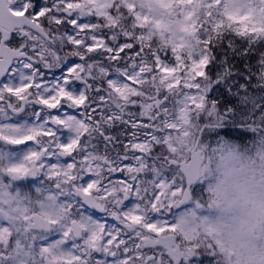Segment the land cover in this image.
I'll return each instance as SVG.
<instances>
[{
	"label": "clouds",
	"instance_id": "1",
	"mask_svg": "<svg viewBox=\"0 0 264 264\" xmlns=\"http://www.w3.org/2000/svg\"><path fill=\"white\" fill-rule=\"evenodd\" d=\"M226 35L264 0H0V264H264V51L222 104Z\"/></svg>",
	"mask_w": 264,
	"mask_h": 264
},
{
	"label": "trees",
	"instance_id": "2",
	"mask_svg": "<svg viewBox=\"0 0 264 264\" xmlns=\"http://www.w3.org/2000/svg\"><path fill=\"white\" fill-rule=\"evenodd\" d=\"M226 37H232L226 35ZM229 46L226 39H220L212 45L213 59L210 61L208 69L215 68L216 64L223 62L222 68H227L224 86L229 94H232L231 85L236 82L239 86L245 83L246 74H252L258 68V61L261 59L260 52L264 51V42L256 45H249L247 41L238 38H232ZM251 86L249 83H246ZM235 91V90H234ZM222 104L225 100H220Z\"/></svg>",
	"mask_w": 264,
	"mask_h": 264
},
{
	"label": "rangeland",
	"instance_id": "3",
	"mask_svg": "<svg viewBox=\"0 0 264 264\" xmlns=\"http://www.w3.org/2000/svg\"><path fill=\"white\" fill-rule=\"evenodd\" d=\"M232 38L233 37H226V38L223 37L222 40L226 39L227 43H229V46H231L230 40ZM222 65H223V62L216 64L215 68L212 67V69H210V68L208 69V74L210 75L211 79L213 81H215V83L212 85V88L209 92V97L212 98L213 100H220L223 97L224 99L227 100L225 102L227 105H233L235 103L236 97H234L233 94H229L225 87H222V86H224L225 77L227 74L226 65H225V68H222ZM254 72H252L251 75L246 74V79H245L244 84H246V83H249L250 85L252 84V82L255 79ZM221 77H223V78H221ZM230 85H231V90H229L230 92L239 88V85L236 82H234L233 84H230ZM228 115H233V114L228 113ZM241 133H243L242 130H241ZM246 135L247 134H245V136ZM19 155H20V153L16 152V156H19ZM13 158H15V157H13ZM200 264H205L204 258H200Z\"/></svg>",
	"mask_w": 264,
	"mask_h": 264
},
{
	"label": "flooded vegetation",
	"instance_id": "4",
	"mask_svg": "<svg viewBox=\"0 0 264 264\" xmlns=\"http://www.w3.org/2000/svg\"><path fill=\"white\" fill-rule=\"evenodd\" d=\"M75 62H76L75 59H71V60H69V61L65 64V66H64V70H66V68H67L71 63H75ZM64 70H61V72H57V73L55 74L56 78H59V76L62 74V72H63ZM48 78H52V77L49 76ZM70 87H74L75 90L78 91V90L82 87V84H81L80 82H72V83L70 84ZM69 111H71V110H69ZM64 135H66V133H64Z\"/></svg>",
	"mask_w": 264,
	"mask_h": 264
},
{
	"label": "snow or ice",
	"instance_id": "5",
	"mask_svg": "<svg viewBox=\"0 0 264 264\" xmlns=\"http://www.w3.org/2000/svg\"><path fill=\"white\" fill-rule=\"evenodd\" d=\"M203 63H207V58L204 59Z\"/></svg>",
	"mask_w": 264,
	"mask_h": 264
}]
</instances>
